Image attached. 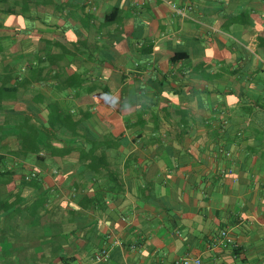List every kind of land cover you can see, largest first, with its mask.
<instances>
[{
    "label": "crops",
    "instance_id": "crops-1",
    "mask_svg": "<svg viewBox=\"0 0 264 264\" xmlns=\"http://www.w3.org/2000/svg\"><path fill=\"white\" fill-rule=\"evenodd\" d=\"M23 4L0 0V127L27 111L46 128L57 104L106 168L49 128L69 154L9 160L42 189L20 191L23 171L0 185L23 199L0 212V264H94L115 239L105 264H264V0Z\"/></svg>",
    "mask_w": 264,
    "mask_h": 264
},
{
    "label": "trees",
    "instance_id": "trees-1",
    "mask_svg": "<svg viewBox=\"0 0 264 264\" xmlns=\"http://www.w3.org/2000/svg\"><path fill=\"white\" fill-rule=\"evenodd\" d=\"M26 4L28 0H21ZM22 7V13L34 16V13L31 12L26 5ZM10 15L15 14V11L10 9L8 11ZM8 13H5L8 15ZM30 26L26 24V27ZM38 64H43V56L38 57ZM48 119L47 126L43 128V123H40L37 120L32 119L27 115V111L21 112L13 118L5 119L4 123L0 127V132L3 130L9 129L13 130L14 135L17 140V149L14 152H10V157L7 155L0 154V185L7 186L11 179L17 174L23 171L21 175L22 181L19 190L28 187L36 191H41L40 173L36 171L29 172V178L26 179V168L24 166H17L16 169H12L9 166V160L17 159L22 161H29L31 157L34 160L43 161L46 157L43 154H47L51 159L56 156H62L69 154L70 149H58L54 146L53 140L57 139L55 134H47V129L53 131H64L69 132L68 138L70 142H77L80 147L78 149L79 160L88 161L87 169L95 174L100 171L101 168H104L105 156L103 151L98 152L100 147H102L103 142L90 141L83 135L76 133L77 128L81 127V121H74L73 116L68 111L64 110L57 104L48 105ZM89 118V116H88ZM87 118V120H88ZM62 140V139H61ZM106 168V167H105ZM35 173V176L32 177V173ZM10 193V194H9ZM2 198V193L0 192V212L9 213L12 210H17L19 205L23 203V199H15L10 201L9 197L13 196V193L9 192ZM9 196V197H8ZM43 206V200L37 198L34 203V210H38ZM235 249V248H234ZM236 250V249H235Z\"/></svg>",
    "mask_w": 264,
    "mask_h": 264
},
{
    "label": "built area",
    "instance_id": "built-area-1",
    "mask_svg": "<svg viewBox=\"0 0 264 264\" xmlns=\"http://www.w3.org/2000/svg\"><path fill=\"white\" fill-rule=\"evenodd\" d=\"M226 156H229V153H225ZM35 176V173H32V177ZM26 179L29 178V176L25 177ZM216 242L217 244L223 245L224 247H236V243L234 242L232 236L229 234L228 231H222L216 238ZM120 245V241L115 239L110 248H104L102 249L99 253H97L94 257H93V263L94 264H105L109 261L110 259V253H111V249L114 246H119ZM177 264H201V261L197 258H190L188 256L182 258L179 262H177Z\"/></svg>",
    "mask_w": 264,
    "mask_h": 264
}]
</instances>
